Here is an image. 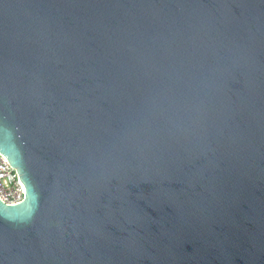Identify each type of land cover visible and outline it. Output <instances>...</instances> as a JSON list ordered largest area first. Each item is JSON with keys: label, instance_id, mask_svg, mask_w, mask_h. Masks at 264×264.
<instances>
[{"label": "water", "instance_id": "1", "mask_svg": "<svg viewBox=\"0 0 264 264\" xmlns=\"http://www.w3.org/2000/svg\"><path fill=\"white\" fill-rule=\"evenodd\" d=\"M0 264H264V0H0Z\"/></svg>", "mask_w": 264, "mask_h": 264}, {"label": "built area", "instance_id": "2", "mask_svg": "<svg viewBox=\"0 0 264 264\" xmlns=\"http://www.w3.org/2000/svg\"><path fill=\"white\" fill-rule=\"evenodd\" d=\"M19 177L18 170L0 153V200L7 206H18L26 200Z\"/></svg>", "mask_w": 264, "mask_h": 264}]
</instances>
